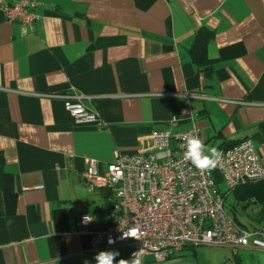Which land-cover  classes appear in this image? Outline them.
I'll return each mask as SVG.
<instances>
[{"label": "crops", "instance_id": "0c3cea01", "mask_svg": "<svg viewBox=\"0 0 264 264\" xmlns=\"http://www.w3.org/2000/svg\"><path fill=\"white\" fill-rule=\"evenodd\" d=\"M36 10L34 30L0 10V264H95L101 250L131 261L119 246L91 248L79 215L99 229L115 206L83 174L87 159L106 171L115 151L150 152L156 130L194 123L206 154L250 139L264 170V0H39ZM199 31L211 33L204 65L190 55ZM68 92L105 126L76 123L50 96ZM226 189L227 214L264 228V178ZM140 264H264V250L185 245Z\"/></svg>", "mask_w": 264, "mask_h": 264}, {"label": "built area", "instance_id": "2783aa9c", "mask_svg": "<svg viewBox=\"0 0 264 264\" xmlns=\"http://www.w3.org/2000/svg\"><path fill=\"white\" fill-rule=\"evenodd\" d=\"M38 4L39 0H0V10L7 22L34 30ZM50 96L62 100L76 123L105 126L97 113L83 105V95L68 92ZM189 136L201 140L194 123L183 131L156 130L150 152L115 151L106 171L100 170L95 160H86L83 182L87 190H109L115 206L112 221L103 228L91 229L92 216L79 215L80 224L91 235L93 250L119 246L130 257L134 254L139 264L147 254L164 261L185 245L264 250V228L247 229L228 215L224 195L217 190L210 168L198 169L184 158ZM216 152L215 166L229 191L264 178L259 154L250 139ZM109 237L116 242L108 244Z\"/></svg>", "mask_w": 264, "mask_h": 264}, {"label": "clouds", "instance_id": "9594fccd", "mask_svg": "<svg viewBox=\"0 0 264 264\" xmlns=\"http://www.w3.org/2000/svg\"><path fill=\"white\" fill-rule=\"evenodd\" d=\"M186 151L184 158L189 160L198 169H208L215 166L216 149L212 148L205 152L202 141L198 137H186ZM108 244H114L115 239L109 237ZM119 255L117 251L101 250L95 254V264H114V259ZM120 260L118 261L119 264ZM85 264H91L90 261H85ZM127 264H139L138 258L133 254V259L127 261Z\"/></svg>", "mask_w": 264, "mask_h": 264}, {"label": "trees", "instance_id": "16d2710c", "mask_svg": "<svg viewBox=\"0 0 264 264\" xmlns=\"http://www.w3.org/2000/svg\"><path fill=\"white\" fill-rule=\"evenodd\" d=\"M210 38L211 33L209 31H199L197 33V38L190 49V55L193 61L197 62L198 64H206L205 47Z\"/></svg>", "mask_w": 264, "mask_h": 264}, {"label": "rangeland", "instance_id": "374dc122", "mask_svg": "<svg viewBox=\"0 0 264 264\" xmlns=\"http://www.w3.org/2000/svg\"><path fill=\"white\" fill-rule=\"evenodd\" d=\"M217 187L220 189V191L221 192H226L227 191V189H226V186L224 185V183L223 182H221V181H218L217 182ZM230 200V197H229V199H226V204H228V201ZM227 209H228V211L231 213V210L227 207ZM204 247V246H203ZM204 248H207V247H204ZM179 253V252H178ZM175 254H177V253H175Z\"/></svg>", "mask_w": 264, "mask_h": 264}, {"label": "water", "instance_id": "95a60500", "mask_svg": "<svg viewBox=\"0 0 264 264\" xmlns=\"http://www.w3.org/2000/svg\"><path fill=\"white\" fill-rule=\"evenodd\" d=\"M133 258L131 257V260H132Z\"/></svg>", "mask_w": 264, "mask_h": 264}]
</instances>
